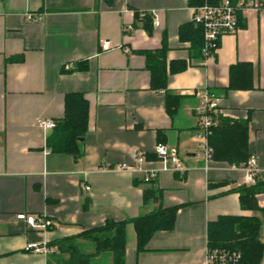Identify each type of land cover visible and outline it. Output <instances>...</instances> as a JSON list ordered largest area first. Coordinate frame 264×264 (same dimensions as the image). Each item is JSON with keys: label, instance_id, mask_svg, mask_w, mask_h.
<instances>
[{"label": "crops", "instance_id": "1", "mask_svg": "<svg viewBox=\"0 0 264 264\" xmlns=\"http://www.w3.org/2000/svg\"><path fill=\"white\" fill-rule=\"evenodd\" d=\"M192 7L188 0H0V264H62L57 248L49 254L24 248L158 207L178 206L172 229L155 232L148 250L137 253L128 224L124 264L202 263L207 224L220 215L260 217L264 242V214L243 209L231 190L245 184L243 170L213 160L203 168L194 116L196 93L206 89L220 98V115L248 119L247 150L264 182V10L240 13L238 30L222 36L215 56L204 59L179 38ZM136 11L150 14V31L135 19ZM27 12L42 18L27 22ZM162 39L167 89L179 96L172 115L165 110V91L151 88L142 53L159 49ZM15 56L22 60L7 61ZM83 62L84 70L73 69ZM181 62L185 68L176 71ZM236 63L251 65L252 88L227 90L229 67ZM68 92L82 93L89 105L77 159L52 152L46 139L53 128L39 125L62 118ZM157 142L178 149L183 173L161 171L144 183L140 175L113 168L133 163L132 150L146 156L145 166L159 167ZM146 188L157 191L158 202L144 201ZM256 200L263 208L264 191ZM21 212L45 216L52 225L32 227L15 218ZM81 243L84 251H93L92 243ZM111 262L110 253L92 259Z\"/></svg>", "mask_w": 264, "mask_h": 264}, {"label": "trees", "instance_id": "2", "mask_svg": "<svg viewBox=\"0 0 264 264\" xmlns=\"http://www.w3.org/2000/svg\"><path fill=\"white\" fill-rule=\"evenodd\" d=\"M219 0H188L190 6H199L205 2L215 3ZM138 22H142L150 31L148 23L151 16L148 13L134 14ZM240 15H238L239 21ZM245 26V23L242 24ZM181 41L189 42L194 57L204 58L201 49L203 46L202 30L192 21L184 24L179 29ZM159 49L142 51L146 68L150 72V85L154 90L165 91V110L172 115L176 109L179 96L167 89V47L162 39ZM21 56H15L7 61H21ZM86 62L73 69L84 70ZM185 68L183 62L179 63L176 71ZM72 68H68L71 70ZM174 69L169 66V72ZM252 67L249 63H236L229 67L228 89L252 88L250 76ZM64 111L62 118L56 121L52 134L46 139V146L55 153H62L77 159L81 156L79 140L87 131L88 101L80 92H68L64 95ZM217 124L210 129L208 136L212 148L213 161H225L231 166L239 167L249 158L247 150L248 119L233 120L219 115ZM153 182V181H152ZM238 193L240 205L243 209L264 214V207L257 204L256 195L264 191V182L254 184H241L233 189ZM143 199L146 202L160 199L157 191L152 188L143 190ZM178 206L158 207L148 213L132 219H106L96 227L87 228L76 235H70L51 241L47 245H55L62 264H92V259L102 253H110L111 264H124L125 231L128 224H132L136 234V252L147 251L148 241L153 234L161 230L172 229ZM261 219L255 215H220L207 224V249H232L241 253L242 264H259L264 252V242L259 239ZM81 241L92 243L93 251L86 252L82 249Z\"/></svg>", "mask_w": 264, "mask_h": 264}, {"label": "built area", "instance_id": "3", "mask_svg": "<svg viewBox=\"0 0 264 264\" xmlns=\"http://www.w3.org/2000/svg\"><path fill=\"white\" fill-rule=\"evenodd\" d=\"M260 12L264 10V0H219L215 3L205 2L199 6L192 7L191 21L195 26L202 30L203 46L201 53L205 58H213L219 46L220 38L226 34H234L238 30V15L245 11ZM42 18L41 13H25L27 22H39ZM132 26H126V31H131ZM105 48L106 46L103 45ZM68 68V67H67ZM197 103L194 107V116L196 119L197 132L195 141L197 143V152L203 161V168L208 169L212 161V148L209 144L208 136L210 129L217 124L218 116L221 114L219 108L220 98L208 90L196 93ZM39 125L45 129H52L56 123L51 120H40ZM154 161H157L159 167H147L146 156L138 150H132L130 158L133 163L121 162L113 168L120 171H129L133 175H140L144 183H151L156 179L161 171L173 173H183L185 170L179 158L178 149L174 146H168L165 143L157 142L154 147ZM235 167V166H233ZM244 172V183L254 184L259 176V167L254 155H250L248 160L239 166ZM89 190V186H83ZM17 220H22L28 225L46 230L52 225L50 219L45 216L33 214L17 213ZM25 251L34 253L49 254L56 250V246H49L47 243L42 245L27 244ZM196 264H242L241 253L232 249H213L206 250L204 261Z\"/></svg>", "mask_w": 264, "mask_h": 264}]
</instances>
